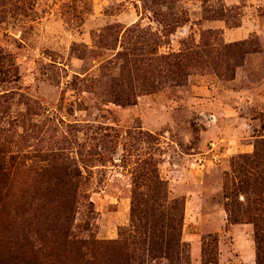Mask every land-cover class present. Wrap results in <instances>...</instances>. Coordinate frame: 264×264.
Listing matches in <instances>:
<instances>
[{"label": "rangeland", "instance_id": "rangeland-1", "mask_svg": "<svg viewBox=\"0 0 264 264\" xmlns=\"http://www.w3.org/2000/svg\"><path fill=\"white\" fill-rule=\"evenodd\" d=\"M261 141L264 0H0V264H86L66 218L124 264L133 198L158 192L159 232L183 205L176 264H257L226 203L255 198L236 187ZM156 247L129 254L169 264Z\"/></svg>", "mask_w": 264, "mask_h": 264}, {"label": "trees", "instance_id": "trees-1", "mask_svg": "<svg viewBox=\"0 0 264 264\" xmlns=\"http://www.w3.org/2000/svg\"><path fill=\"white\" fill-rule=\"evenodd\" d=\"M255 150L254 157L246 156L243 159L245 162H247V160H252V163H256L257 165H251V168L258 169V172L248 173L245 179L239 180L238 186L236 187V192L251 193L255 195V198L252 201L249 200L245 207L238 202L236 206V202L233 203V201H230L226 203V208L230 223L237 224L246 222L255 226V237L258 249L257 264H264V176L261 166L264 165V141L257 142L255 144ZM247 166L248 165H238L240 170ZM154 185L155 188L156 185L159 187H165L164 182L160 181L158 176H155ZM226 193L230 197L234 196V192L231 190ZM160 194L161 192H158V195L155 194V196L148 200L153 201L154 204L161 203L162 199H160ZM148 200L140 198L137 194L136 197L133 198L132 217L135 232L127 237L124 233L120 234L121 245L123 250L126 251L123 253L125 255L123 258L124 264H145L138 253L139 249L136 250V258L135 251L129 254L131 244L136 241L139 242L140 245H146L149 243L150 248H152V246H157L156 251L158 253H156L157 255L155 256L156 260H168L169 264H176L181 259L182 252L184 257V249L180 238L182 235L183 205L178 204V201H175L174 210L179 211V221L176 215L169 217L168 222H170V230L168 232H165L164 230L159 232L155 227L162 223L161 219L164 220L167 216L164 217V213L161 212L160 215L163 218H161L160 221H157L154 218L155 214L144 212L145 208L143 206L150 207L149 202H144ZM74 204V200L72 202L69 201V206L66 207V210L68 209L69 212H72ZM152 210L157 212L158 209L152 208ZM143 215L144 218H142ZM141 220L142 222H140ZM176 220L177 224H174ZM65 222L66 223L58 222L56 224V233L53 232L55 242L64 247L66 244L72 247L79 260H84L86 264H103L102 256L99 253L103 243L93 239H79L71 232L70 220L66 218ZM82 249H88L92 256L89 258L87 254L82 252ZM131 261L133 263H130ZM159 264L162 263L159 262Z\"/></svg>", "mask_w": 264, "mask_h": 264}]
</instances>
